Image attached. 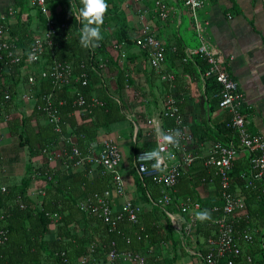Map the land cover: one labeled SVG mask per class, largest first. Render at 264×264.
Returning a JSON list of instances; mask_svg holds the SVG:
<instances>
[{"label":"crops","instance_id":"obj_1","mask_svg":"<svg viewBox=\"0 0 264 264\" xmlns=\"http://www.w3.org/2000/svg\"><path fill=\"white\" fill-rule=\"evenodd\" d=\"M18 1L0 0V12H5L13 4L24 10L26 15L29 14L28 19L30 17L34 23H37L35 10L29 9L28 4H22L21 1L18 3ZM110 1L118 7L117 20L123 21V23L126 21L130 34L135 35L142 23L139 19L138 9H136L137 6L132 4L133 0ZM168 5L170 15L164 21L160 20L155 13L153 0L143 1L139 7L149 9L147 22L153 26L160 39L167 44L181 45V48L178 46V51L180 53L181 49L182 55L180 56L179 53L168 54L165 63L166 69L175 74L174 81L169 83L161 81L152 72L148 58L145 59L139 55L141 50L138 47H127L126 50L122 44L120 50L123 48L133 55L132 60L122 63L117 61L118 69L124 67L125 75L130 77L129 87H125V84L122 88L117 87L118 70L115 67L106 76V91L121 103V113L124 117L108 126L100 127L95 138L112 139L118 145L121 151L120 173L125 184V194L119 196L116 193L111 177L105 175L99 167L87 166L85 170L83 168L71 169L65 174L70 175L77 171H83V177L86 179L83 186L72 188L73 190L68 196L77 197V199L84 197L88 187H99L98 183H94V180L100 178L107 182L108 188L104 192L107 193L106 196L113 210L119 209L126 200H131L141 206L142 213L139 223L133 227L125 220L121 223L120 229L122 232L126 231L130 234L133 239V248L147 257V264H201L202 260L199 254L204 252L203 242L215 231L213 222L218 212L212 208L220 203L218 199L219 180L213 175V172L205 169V161L212 142L221 139V133L217 128L229 115L218 107L210 109L214 104L213 93L206 90V83H203L201 79L198 65L180 63L185 48H193L183 41L181 32L183 17L185 18L189 11L175 0H168ZM198 17L204 41L212 51H216L225 59L226 69L238 82L239 92L243 97L242 111L246 117L248 131L254 135H260L264 139V0H212L198 10ZM111 22L114 21L111 20ZM120 24L118 26H121ZM112 26L115 27V23L108 25L106 35L112 32ZM190 28L193 30L191 26ZM198 42L201 43V38ZM120 50L111 52L112 48L109 46L108 53L112 54L113 60H117ZM24 82L19 85V82L16 81L19 90L13 95L11 109L8 110L12 117L7 122H0L2 135L0 188L19 186L24 178L30 177L26 195L34 206L38 207L41 205L44 195L38 194L37 188L45 181L35 176V172H40L43 169L45 161H43L40 149L37 151L34 147L35 153L31 154L27 142H24L25 123L27 122L37 132L39 126L47 125L48 122L43 115L34 111L36 105L42 101V94L39 95L42 82L37 84L38 94L34 89L32 91L33 98L23 100L20 94L26 89V86L23 85ZM66 91L72 93L69 90ZM169 96L178 99L185 120L191 126V130L193 129L197 133L196 157L193 163L182 171L177 184L172 189V203L160 208L152 203V200L160 195L158 189L151 183L147 185L140 183L134 157L136 152L155 144L147 136L148 131L149 133L153 132V128L146 123L147 118L151 117L157 120L159 125L162 124V128L171 124V120L163 119L160 116L164 102ZM59 101L63 102L61 106L66 103L63 97ZM146 101L147 104H145ZM20 107L23 108V111L19 113ZM70 114L75 117L77 123L82 121L83 114L78 111L74 110L65 117H70ZM15 118L19 120H15ZM14 123L18 125L14 127L15 129L12 128ZM64 124L66 130L63 132L64 136L77 138L71 124L68 121H65ZM24 131L25 133H22ZM60 139L59 135L53 141L58 150L61 148L58 144ZM65 150H69V145ZM236 161L243 167L247 159L244 154H241ZM65 162L60 161L59 172L65 170ZM39 166L41 167L38 168ZM75 185L73 183V186ZM182 205L187 206V211H181ZM204 209L208 211L211 209L215 214L210 222L208 220L201 222L195 218V213ZM189 223L194 225L191 227L190 234L187 235L185 227ZM263 223L264 217L259 214L250 215L249 224L251 226L261 228ZM244 226L245 221H240L237 224V230L243 229ZM56 229L57 226L51 224L50 232L46 238H55ZM79 229L76 226V230ZM248 250L256 251L254 248ZM100 262L101 264H131L120 261L109 262L107 258Z\"/></svg>","mask_w":264,"mask_h":264},{"label":"built area","instance_id":"obj_2","mask_svg":"<svg viewBox=\"0 0 264 264\" xmlns=\"http://www.w3.org/2000/svg\"><path fill=\"white\" fill-rule=\"evenodd\" d=\"M145 0H133L132 4L137 6L139 19L142 23L138 32L135 34L136 45L140 50H144L149 54V66L161 81L173 82L175 74L166 69L165 63L168 54L178 53V46L175 44H167L160 39L153 28L147 22L148 8H140ZM154 10L160 20H166L170 15V7L168 0H153ZM180 2L192 17V28L201 38V43L195 49L185 48L183 56L180 58L181 64H196V57L206 60L208 68L200 71L203 83L208 79H214L219 85V91L212 94V99H217L218 108L229 113L227 126L234 131L237 136V142L213 141L206 157L205 165L212 169L213 175L219 180L218 199L219 205L212 209L218 212L214 220L215 231L207 236L203 242L204 252H201V264H264V223L261 228L253 227L249 224V207L248 197L255 195L256 198L264 201V139L257 134L250 133L246 126V117L242 111L243 97L239 92L238 82L233 78L225 67V59L216 51H212L208 44L204 41L200 22L197 12L203 6L212 0H175ZM26 4L29 9L35 10V14L43 17L44 23L29 24L27 13L16 5H10L5 12H0V122H7L12 114L8 111L11 109L13 93L9 91V84L13 83L12 75L15 79V90H19V85L23 83L26 89L21 92L20 96L23 100L33 98L32 91L38 94L37 84L43 81H51L58 89L63 87H71L72 81L81 82L82 85L87 83V72L83 71L79 75L74 74V69L70 63H62L52 60L48 63V54L53 55L52 48L53 35L56 33L57 27H65V22L57 24L52 18L50 8L46 0H27ZM35 15V17H36ZM106 14L104 16V19ZM17 23L27 24L29 44L26 50L16 47L17 36L11 35V27ZM115 51L120 50V45L114 44ZM90 64L83 65L85 69L90 68L100 78L101 84H106V74L108 75L110 61L103 55L94 52L91 48ZM126 50H120V60L124 62L126 58ZM54 56V55H53ZM96 64L98 66H96ZM19 82V85L16 84ZM13 85V84H12ZM27 90V91H26ZM75 90H73V93ZM16 93V92H15ZM51 92L41 95L42 103H38L36 108L46 114L47 122L55 126V131L61 132L60 142L61 148L57 149L56 143L46 142L40 147V153L44 158L46 165L45 170L35 172V176L42 178L45 185L37 188V193L45 195L46 184L53 179L56 171L59 169L60 161H66L64 169L66 172L76 168H87V166L99 167L105 175L112 179L113 189L119 196L125 194V184L120 173L121 151L118 145L112 139L95 138L87 140L83 134L77 135V138L64 136L59 125V107L63 104L59 101L54 102ZM37 98V95H36ZM149 102V99H148ZM85 104L84 97L78 95L73 101V106L81 107ZM102 103L93 96L91 106L101 105ZM147 104V101L146 103ZM75 108L80 114L90 112L88 107L82 109ZM23 108H19V113ZM163 119L171 120V124L162 128V124L153 118H147L146 123L153 128V132H147L150 141L155 143L154 148L142 149L138 151L134 157V164L139 177L144 180L150 178L160 187V195L152 200L157 207H165L172 203V189L177 184L182 171L189 167L195 160L194 134L191 126L185 120L178 99L173 96L167 97L164 107L160 112ZM159 128L165 133L179 129L182 133L180 137L179 147L166 146L161 149L162 153L170 152L171 159L166 160V170L158 172L152 169L151 165L154 159L151 156L153 150L157 148L158 141L156 137V129ZM83 140L81 147L78 140ZM2 144V135L0 132V146ZM69 145V150H65ZM63 147V149H62ZM244 154L245 168L239 172V179L242 186L238 184L232 176L234 161L238 156ZM247 163V167H246ZM39 166L38 168H40ZM0 168L1 158H0ZM43 183V184H44ZM5 189V186L2 187ZM106 192L94 193L82 198L78 202L81 211L99 217L110 228L117 226L118 220L126 216L132 224H138L142 213L141 206L137 203L126 200L119 209L113 210ZM199 206L198 204L196 205ZM21 207H24L21 204ZM181 211H187V206L182 205ZM51 223L56 225L60 219L57 212L48 214ZM3 219V215L0 216ZM245 221L243 229L237 230V224ZM195 223V219H194ZM193 223H189L185 227V233L191 232ZM8 230L5 225L0 226V248L7 240ZM256 249L255 252L248 249ZM97 247L95 243H89L86 252L81 256L75 264H101L96 256ZM63 255V254H62ZM109 262H128L131 264H147V257L135 249L123 248L119 249L117 244L112 241L106 254Z\"/></svg>","mask_w":264,"mask_h":264},{"label":"trees","instance_id":"obj_3","mask_svg":"<svg viewBox=\"0 0 264 264\" xmlns=\"http://www.w3.org/2000/svg\"><path fill=\"white\" fill-rule=\"evenodd\" d=\"M19 1H21L22 4L27 2V0ZM19 1L18 3H20ZM46 2L50 8L51 16L56 20V23L59 25L65 22L66 24L65 27L56 28V33L52 38L53 44L55 45V47L52 48L54 56L51 53L47 55L48 63L52 62V60L60 61L62 63H71L75 75H80L83 71L87 72V83L82 85L80 81H72L70 85L71 87L65 86L62 89H58L51 83V81H43L41 83V93L39 95L51 92L54 96L53 98L55 104L59 102L61 97L65 99V105H60L59 107L57 106L60 116L59 125L62 133L66 131L64 123L65 121H68L76 135L83 134L86 136L87 140H94L100 127L108 126L111 123L123 119L124 116L121 113V103L116 101L106 91L105 83L104 85L101 84V78L94 73L93 70L90 68L85 69L83 67V65L85 66L90 64L89 48L84 49L80 46L78 37L81 24L75 20L71 14V11L75 14V9L76 6L79 5V0H46ZM106 3L108 4V9L105 13L106 17L104 19V23L101 26V35L103 39L99 42V46L97 48L91 49L109 59L110 65L108 66V74L111 73L113 67L118 70L116 79L117 87L122 88L124 84L125 87H129L131 82L129 75H125L124 67L118 69L117 66V61L120 60V56L117 60H113L111 58L112 54L108 53V49L109 46H111V52H113L114 44H122L126 50L127 47H138L136 45L135 35L130 34L126 21L123 23V21L119 22L117 20L119 14L117 5L113 4L110 0H107ZM35 19L38 24L43 25V17L37 14ZM28 20L29 24L34 22L30 17ZM111 20L114 22H111ZM112 23H115V27L112 26V32H110L109 35H106L108 25H111ZM118 24L121 26H118ZM28 26L29 25L27 24L17 23L11 27V35L14 37L17 36L18 39L16 41V47L22 48V50H26L27 45L29 44ZM178 46L181 48L180 44ZM139 55L143 56L145 59L148 58L149 60L148 52L141 50ZM179 55H182L181 49ZM132 58L133 55H130V52H127L125 61L132 60ZM196 64L201 72H204L208 68L206 60L201 57H196ZM96 66L98 65L96 64ZM12 80L13 83L9 84L8 90L14 95L16 90L13 75ZM125 81L126 83H124ZM219 88L218 83L214 79L207 80V91L215 93L219 91ZM66 90H69L72 93ZM73 90H75L74 93ZM78 95L83 96L85 100V104L80 108L75 106L73 107L72 104L74 101L73 99H75ZM92 96H96L102 104L91 106ZM212 101L214 104L210 107V109L218 107L217 99L214 98ZM41 104L43 105L42 102ZM84 106L88 107L90 112L82 115V121L80 123H77L75 121V117L71 114L70 117H65L66 115H69L70 112H73L75 108L82 109ZM34 111L35 113L41 114L47 118L46 114L41 110L35 108ZM17 119L18 118H15V120ZM228 119L229 116L217 128L221 133V139H216L215 141L226 143V141L234 140L237 142L235 132L231 131L226 125ZM16 125L17 124L14 123L12 128L16 127ZM25 125L26 137L24 142H27L31 150V154L35 153L34 147L38 151L44 143L55 141L61 134V132H56L55 126L49 122L47 125L39 126L37 132H35L33 127L27 124V122ZM192 132L195 138L194 141L196 142L197 133L193 129ZM22 133H25V131ZM20 136L22 137V135ZM83 142L84 141L82 139L78 140V144L81 147H83ZM154 147L155 144L144 149ZM236 160L234 161V167L231 174L238 184L242 186V181L238 176L240 170L245 166L242 167V165H238V161ZM45 168L46 165L44 164L43 169H41L40 172L42 173V170H45ZM85 169L87 168H83V170ZM205 169L210 171V168L207 166ZM65 172V170H61V172H59V170L56 171L53 179L46 184L45 195L42 196L41 205L38 207L34 206L33 202L26 195V189L30 184V177L24 178L19 186H5L4 190L2 187L0 188V216L3 215V219L0 217V226L5 225L8 230L7 240L0 248V264H75L76 261L85 254L86 247L89 243H95L97 247L96 256L100 260L106 258V253L108 252L112 241L117 244L119 249H134L132 244L133 239L130 234L126 231L122 232V229H120L121 223L125 220L127 223L129 222L131 226H135V224H132L126 216H123L120 220H118L117 226L112 229L99 217L89 215L81 211L78 207V202L82 198L94 193L102 194L108 188L106 185L107 182L104 179L96 178L94 183H98L99 187H88L85 192L86 195L77 199V197L74 198L68 196V194H70V192H72L73 189H76L79 185L83 186L85 183L86 179L83 177V171H77L70 175L65 174ZM140 181L143 185H147L148 183L153 184L158 189L159 193L161 192L160 187L154 183L152 179L146 178L142 180L140 178ZM73 183L74 185L76 183L79 184L77 186H73ZM85 187L87 186L85 185ZM21 204H23L24 207H21ZM248 207L249 214L251 216L259 214V216L264 217L263 199L256 198L254 194L249 196ZM209 211H211V209H209ZM53 212H57L60 215V219L56 224V237L53 239H47L46 235L49 234V226L52 224L48 214ZM211 216L213 218L215 214L212 212ZM208 221L210 222L211 220ZM76 226L80 229L76 230Z\"/></svg>","mask_w":264,"mask_h":264},{"label":"clouds","instance_id":"obj_4","mask_svg":"<svg viewBox=\"0 0 264 264\" xmlns=\"http://www.w3.org/2000/svg\"><path fill=\"white\" fill-rule=\"evenodd\" d=\"M108 4L106 0H79L76 6L75 14L71 11L74 19L81 24L78 42L84 49H95L99 46V42L103 39L101 35V26L104 23V16L107 12ZM156 137L158 141L157 148L152 151L151 156L154 159L151 167L158 172L166 170V160L172 158V154L162 153L161 149L166 146L179 147L180 137L182 133L179 129L165 133L161 129H156ZM195 218L201 222L211 220V212L207 209L195 213Z\"/></svg>","mask_w":264,"mask_h":264},{"label":"rangeland","instance_id":"obj_5","mask_svg":"<svg viewBox=\"0 0 264 264\" xmlns=\"http://www.w3.org/2000/svg\"><path fill=\"white\" fill-rule=\"evenodd\" d=\"M188 15H186L185 18L183 17V26L181 28L182 38H183V41H185L186 43H188V45L193 47L191 49H195L199 45V42H198L199 37H198L197 33L194 31V29L192 30L190 28V26L192 27L191 23H192L193 19L190 15L189 16ZM197 16H198V12H197ZM193 31L195 34L193 33Z\"/></svg>","mask_w":264,"mask_h":264}]
</instances>
